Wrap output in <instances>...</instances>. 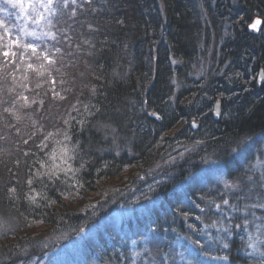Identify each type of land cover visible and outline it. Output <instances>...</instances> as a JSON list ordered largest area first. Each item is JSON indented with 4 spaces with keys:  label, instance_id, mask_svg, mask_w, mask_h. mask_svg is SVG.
<instances>
[{
    "label": "trees",
    "instance_id": "obj_1",
    "mask_svg": "<svg viewBox=\"0 0 264 264\" xmlns=\"http://www.w3.org/2000/svg\"><path fill=\"white\" fill-rule=\"evenodd\" d=\"M80 7L66 18L54 16L55 21L62 19V30L54 24L48 32L52 35L30 42V28L23 33L27 44L49 57L58 45L57 32L65 52L48 75L52 87L37 89L39 99L55 97L53 108L46 107L45 114L32 108L28 118L34 126L10 141L4 128L17 126L12 107L17 93L11 89L3 53L18 51L14 41L23 42L24 25L15 29V21L5 24L10 34L5 35L8 49H0V215L13 218L17 229L0 238V264L29 258L35 247L45 253L41 227L54 233L105 221L117 204L130 203L132 195L146 200L154 190L164 196L154 226L161 232L165 228L172 239L194 223L193 235L205 236L198 241L207 248L213 240L195 221L214 214L194 199L211 191L215 195L214 187L206 191L191 186L187 195L169 192L209 162H220L229 174L236 168L239 178L249 180L245 189L253 192L256 204L248 206L258 205L256 211L264 216L261 179L252 173L257 172L252 165L246 168L264 146V82H258L264 71V0H86ZM257 19L262 22L256 30L252 25ZM0 21L6 23L1 14ZM217 101L219 118L213 112ZM62 145L70 149L71 171L41 175L51 166L47 153H58ZM140 176L145 178L137 183ZM178 195L188 196L187 204L194 206L175 203ZM232 203L241 216L239 224H228L229 234L223 237L228 247L219 256L226 264H261L262 253L252 256L245 246L247 232L264 227V217L252 218V208L244 216V205ZM102 235L99 242H87L98 264H145L135 263L130 254L131 236L110 234V243ZM167 242L160 249L167 251ZM260 247L264 249V242Z\"/></svg>",
    "mask_w": 264,
    "mask_h": 264
},
{
    "label": "rangeland",
    "instance_id": "obj_2",
    "mask_svg": "<svg viewBox=\"0 0 264 264\" xmlns=\"http://www.w3.org/2000/svg\"><path fill=\"white\" fill-rule=\"evenodd\" d=\"M84 1L86 0H75V3H73V0H67V6H65V0H53L51 8L55 11H48L39 6L38 0H22V3L24 4L23 9H21L19 3H17L16 0H10V2L9 0H0V14L4 16L6 22L2 23L0 21V23L2 24L4 30L7 29L4 31L5 34L1 33L0 31V34L2 35V37H0V49L7 50L9 47V44L5 39V35L9 36L10 31L7 27H5V24L10 25L11 21H15V25L11 23L12 27L15 29H18L19 25H24V29L22 30V27L20 29L22 37L23 33L26 34L28 32L26 30L30 28L29 31L36 33V35H33V37L36 38L29 37L30 42H33L35 39H42L43 36H47L44 35V33L52 31L50 30L52 25L57 24L58 28L60 27V22L62 19L59 20L58 18L57 21H55L53 18L54 16L66 18L67 15L69 16L70 14L74 15L75 13H79V9L81 8L80 6L84 3ZM43 2L47 3V0H43ZM79 2H82V4ZM14 4L15 6H13ZM82 9H84V7H82ZM41 16L48 19L44 25H42V19H40ZM77 16L78 15H75L74 17ZM37 20L39 21L38 23L35 22ZM66 20L63 22L65 23ZM61 25H63V23ZM36 27L42 29V32L34 29ZM59 30H62L61 27ZM56 35L58 37V45L56 46L55 51L49 57L46 53H42V55L39 54V51H36L35 54H33L31 48H25L24 45H26L28 42L24 37L23 42L18 41V43H16L18 51L15 53V55H8L7 57L3 55L6 68L10 69V71H8L7 77H9L11 89L15 90L17 93L15 100L16 107L12 105V107L16 108L15 111H13L15 113L14 119L15 123H17V126L13 125L12 127H8L6 122L5 124L7 126L4 128L5 135L10 137L8 139L9 141L13 136H23L26 134V132H28V130H30V127L34 126L32 118H28V112L32 108H37V111L42 110L40 113L42 114L44 111L53 108L54 106L55 97L48 94V99H39L37 89L41 90V88L47 86L48 84L52 87L54 81L52 80V76L48 75L51 72L54 63L56 64L59 57L64 55V39L57 32ZM72 58L74 63L78 61L76 60L78 57L73 56ZM29 65H31V67H29ZM68 66L71 67L70 64ZM74 68H76L75 71ZM79 68L80 64L78 63L72 68V71L76 72ZM81 71L82 70L80 69V72ZM80 76L81 74H77L76 78ZM61 77L62 75L60 78ZM71 80L72 77L70 75L69 79L66 80V85H68L69 88L71 87ZM53 89L54 87L50 89L51 92H54ZM33 90L35 95L31 97ZM46 107H48V109H45ZM25 114L27 117H25ZM9 128H13L16 132H12L9 130ZM48 137L50 138V135H48ZM44 150L47 151L46 149ZM51 153L50 151L47 153V162ZM250 165L256 169L257 172L252 173L255 175V177L257 175L258 180L261 179L264 193V146L261 151H257L255 153V157L250 159V161L246 164V168ZM222 166L223 165L220 162H209L198 171L190 174V176L185 177L182 181L176 183L177 186H175L174 189L169 192L170 196H174L175 194L186 193L185 191H188L186 190L188 187L190 189L191 186L195 185L199 190L206 191L209 188L213 189L214 187L213 194L215 193V195L212 196L210 194L212 193L211 191L210 193L206 192L205 194H200L198 199H194V203H199V205H202L199 206L201 209L204 208V206H206L207 209L208 207L209 209L211 207L210 213L214 214L211 215L210 219H207V221L201 219H198L199 221H195L201 224V231H205V234L208 236V238L213 240L211 243H208L207 246L209 247L207 248H203L200 246V244L196 243L198 239L203 240L205 236L202 238V235H193V230L197 229L194 223L189 224L187 227L189 231H187L185 234H182L181 236H179L177 233H173L172 239L168 236L165 228L164 232H161L159 228L156 227V225L154 226V218H156L158 208L160 204H163L164 200V196H162L158 190H154L152 191L154 196H151L146 200H138L136 199L137 197L135 195L131 196L130 203L126 204L122 200L124 203L117 204V208L104 217L106 218L105 221L104 219H96L97 221L93 220L91 223L84 222L79 227L72 228L70 231L60 230V232H58L56 230L54 233H51L50 230L46 231L47 229L43 231V227H41L38 231L42 232V235L39 237H41L40 239L42 240V248L46 252L40 254L41 252L39 251L38 253L35 247L34 255H31L29 258L25 257L26 259L24 258L23 260L18 259L14 264H98V258L96 257L95 253L90 250L91 247L87 245V242H92L94 240L99 242L100 236L102 237V234L104 233L107 235L108 240H110L108 242L110 243L114 242L110 234L115 235L113 236L115 238L124 235H127L128 237L131 236L132 238L129 240L130 249H128L130 254H133L135 263H139L140 261L144 262L145 264H201V262L202 264H226V260L221 257L222 254L220 253L225 251L228 247L227 245L225 246L223 237L229 234L227 230L228 224H233L235 220H238L237 224H239L238 216H241V213L238 212L237 209L230 203L233 202L232 204H235V202H238L237 204H243L245 212L242 213L244 216H246L248 209L252 208L250 210L251 213L253 212L251 216L252 218H256L257 221L264 216L256 211L257 209L255 207L258 205L248 206L256 204V197L253 196V192L245 189L247 186H249V180L239 178L240 174L236 168L233 167L234 172L231 170L233 173L229 174V171L223 168L224 166ZM231 175L234 176L232 180L228 179V177ZM144 178V176L136 177V182H141L144 180ZM249 179L251 180V178ZM258 180L255 182H258ZM143 187L144 186H142V188ZM215 187H218V189H215ZM154 188H157V185L154 186ZM121 191L122 194H125L128 191L127 187L125 190ZM185 195H187V193ZM91 196L95 195L92 194ZM182 197L184 198V195L176 196L175 203L178 201L179 203L188 206L187 208H192L194 206L192 201L189 203V205L187 204L185 199L188 196L184 198L183 202H181ZM98 198L99 195L96 194V200ZM115 199L116 198L114 197L112 202ZM224 200H227L228 204H224ZM171 202L172 200L168 199L167 205H170ZM216 205H219V208H217ZM164 206L165 204L163 207ZM227 220L229 221L228 223H226ZM251 223L253 222L246 223L245 226L248 228ZM16 225L17 223L13 218L0 215V238L7 234L14 233L17 229ZM247 235L245 248L249 252L248 254L253 256L262 253V256H264V249L260 247V245L264 242V227L253 226V228L247 232ZM68 237H70L69 240H67ZM166 238L169 240V242L165 240ZM164 241L167 242L169 246L167 247V251L160 249L164 246ZM194 249H198L200 255L197 256L193 254L192 250ZM206 249L209 251L207 252V255H204V253H206ZM162 251H165V253ZM262 260L263 261L260 260L259 262L264 264V259Z\"/></svg>",
    "mask_w": 264,
    "mask_h": 264
},
{
    "label": "snow or ice",
    "instance_id": "obj_3",
    "mask_svg": "<svg viewBox=\"0 0 264 264\" xmlns=\"http://www.w3.org/2000/svg\"><path fill=\"white\" fill-rule=\"evenodd\" d=\"M10 2V0H9ZM17 3H19L21 9L24 8V4L22 3V0H16ZM39 6L43 7L45 10L48 11H55L54 9L51 8V5L53 3V0H47V3H44L43 0H38ZM73 3H75V0H73ZM15 6V4L13 5ZM65 6H67V0H65ZM40 19H43V16L40 17ZM36 23H38L39 21H35ZM260 21H257L255 24L252 25L253 28L256 27V24H259ZM7 30V29H5ZM27 35H36L35 32H31V33H27ZM44 35H52L51 33H44ZM14 43H18V41H14ZM25 48H31L33 51V54H35L36 52V46L29 43L24 45ZM3 55L5 57H7L9 55V52L5 51L3 53ZM11 55H15V53H11ZM29 67H31V65H29ZM153 115H155V113H153ZM70 139V137L65 136V140ZM58 144L60 142H57ZM46 146V145H45ZM71 155H70V149L67 148V146L62 145L59 149V152L57 153L55 150L50 154L49 159L51 160V166L49 168V172L48 173H41V175H48L50 178L52 176L56 175L57 171H71V167L69 165V160L71 159ZM57 161H59V163H57ZM29 183H31V181H29ZM32 199L34 200L35 197H32ZM224 204H228L227 200L223 201ZM217 208H219V205H216ZM197 244H199V241H196ZM192 253L195 255H200V252L198 249H194L192 250ZM204 255H207V253H204ZM202 264V262H201Z\"/></svg>",
    "mask_w": 264,
    "mask_h": 264
},
{
    "label": "water",
    "instance_id": "obj_4",
    "mask_svg": "<svg viewBox=\"0 0 264 264\" xmlns=\"http://www.w3.org/2000/svg\"><path fill=\"white\" fill-rule=\"evenodd\" d=\"M257 21H260V23H259V24H256V27H255L256 30L259 29L262 20H261V19H257V20L255 21V23H256ZM255 23H254V24H255ZM258 82H259V83L264 82V71H263V70H260V72H259ZM213 112H214V116H215L216 118H219V117H220V115H221V103H220V101H217V102L214 104V110H213ZM193 128H197V125H196L195 123H193Z\"/></svg>",
    "mask_w": 264,
    "mask_h": 264
}]
</instances>
